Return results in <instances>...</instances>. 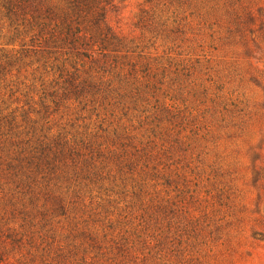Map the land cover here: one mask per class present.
<instances>
[{"label": "trees", "instance_id": "obj_1", "mask_svg": "<svg viewBox=\"0 0 264 264\" xmlns=\"http://www.w3.org/2000/svg\"><path fill=\"white\" fill-rule=\"evenodd\" d=\"M121 1L0 0V264H162L181 223L167 187L183 177L184 133L227 107L205 88L188 111L166 103L195 67L116 32ZM179 1L145 0L148 40L182 33ZM219 1L229 38L264 51V0ZM122 205L132 232L100 235L91 217Z\"/></svg>", "mask_w": 264, "mask_h": 264}, {"label": "rangeland", "instance_id": "obj_2", "mask_svg": "<svg viewBox=\"0 0 264 264\" xmlns=\"http://www.w3.org/2000/svg\"><path fill=\"white\" fill-rule=\"evenodd\" d=\"M220 3L179 1L182 33L151 40L135 24L139 10L148 5L145 0L121 1L108 17L121 36L150 45L145 51L180 54L176 61L194 65L184 94L172 92L175 100L166 103L188 111L198 104L188 92L200 94L205 88L207 99L218 95V102L227 107L224 113L219 108L215 124L210 122L204 131L191 135L189 126L184 133L189 139L182 146L183 177L175 187H167L172 198L181 201L183 217L169 229L162 264H264V51L229 38L228 16ZM165 17L171 22L166 14L161 19ZM135 215L122 205L91 219L100 235L126 239ZM103 226L107 232H101Z\"/></svg>", "mask_w": 264, "mask_h": 264}]
</instances>
